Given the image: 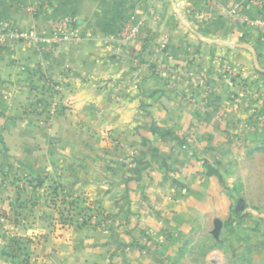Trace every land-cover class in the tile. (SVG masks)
I'll use <instances>...</instances> for the list:
<instances>
[{
  "label": "crops",
  "instance_id": "crops-1",
  "mask_svg": "<svg viewBox=\"0 0 264 264\" xmlns=\"http://www.w3.org/2000/svg\"><path fill=\"white\" fill-rule=\"evenodd\" d=\"M147 6L0 0V21L37 35L0 41L1 171L56 176L117 221L54 232L46 204L21 203L20 221L3 213L0 264H16L3 257L11 237L31 241L33 264H173L183 239L229 211L224 185H246L264 144V27L248 24L264 22V0H157L140 34L121 38ZM66 19L67 40L48 41ZM46 81L63 89L50 125L29 112ZM7 195L3 210L9 195L26 200Z\"/></svg>",
  "mask_w": 264,
  "mask_h": 264
},
{
  "label": "rangeland",
  "instance_id": "rangeland-1",
  "mask_svg": "<svg viewBox=\"0 0 264 264\" xmlns=\"http://www.w3.org/2000/svg\"><path fill=\"white\" fill-rule=\"evenodd\" d=\"M259 22L261 24L257 27H264V22ZM244 96L242 89L238 96L234 97L235 101L242 100ZM29 112L37 116L44 115L48 125L53 120L47 118L45 109L31 105ZM260 150L262 153L258 159H252L251 155L248 157V161L252 164L246 185L238 180L223 187L230 208L221 217L223 226L219 239H214L210 233L214 228L212 223L200 226L198 232L190 239L182 240L173 264H264V144ZM56 178V176L51 179L46 176L24 175L10 177V182L0 184V193H8V195L23 193L26 197V200L19 202L7 195L8 209L3 210L0 207V222L5 220L3 213H9L12 221H20L21 206L19 205L25 202L27 214L41 203L46 204L55 213V218L49 219L54 232L61 230L63 226L99 227L109 232L117 228L115 217L100 203L91 200L84 193L77 195L69 193ZM73 203L75 205L72 207ZM21 219V221L25 220L24 217ZM22 240L28 250L31 241ZM11 261L20 264V260ZM29 263L33 264L31 254Z\"/></svg>",
  "mask_w": 264,
  "mask_h": 264
},
{
  "label": "built area",
  "instance_id": "built-area-1",
  "mask_svg": "<svg viewBox=\"0 0 264 264\" xmlns=\"http://www.w3.org/2000/svg\"><path fill=\"white\" fill-rule=\"evenodd\" d=\"M148 2L147 10L145 15L141 17L136 24H131L128 26V29L121 35V38L132 39L137 37L140 34L141 29L145 26L146 20L148 17H155V4L157 0H144ZM72 21L70 19L57 21L54 23L52 33L48 37V41L54 43H60L61 41L67 40L66 31L70 28ZM251 27H257L261 24L259 21H250L248 23ZM12 37L16 40L19 39H36L37 35L35 33H22L13 27L7 21H0V41L6 37ZM37 40V39H36ZM44 40V39H43ZM135 65L139 64L138 59L134 60ZM63 89L60 84H55L49 81H46L42 87L36 88L33 90L31 95V105L45 109L47 118L49 120L54 119L59 114L60 104L62 100ZM1 140V137H0ZM3 172L0 168V183Z\"/></svg>",
  "mask_w": 264,
  "mask_h": 264
},
{
  "label": "trees",
  "instance_id": "trees-1",
  "mask_svg": "<svg viewBox=\"0 0 264 264\" xmlns=\"http://www.w3.org/2000/svg\"><path fill=\"white\" fill-rule=\"evenodd\" d=\"M9 179H10V177H8V175L3 173L1 182L3 184H6V183L10 182ZM38 181H39V184L42 183L40 181V179ZM13 182H12V184H13ZM2 183H0V184H2ZM73 205H75V204L73 203L72 207H73ZM11 206L12 205H10V207ZM20 206H22V205L20 204L19 207ZM15 222H17V221H15ZM23 244L24 243H23L22 239H15V238L8 239L7 240V244H6V246H5L4 250H3V257H5V259H7V260H20V264H30L29 263L30 253L28 252L26 247H24Z\"/></svg>",
  "mask_w": 264,
  "mask_h": 264
},
{
  "label": "water",
  "instance_id": "water-1",
  "mask_svg": "<svg viewBox=\"0 0 264 264\" xmlns=\"http://www.w3.org/2000/svg\"><path fill=\"white\" fill-rule=\"evenodd\" d=\"M245 47H247V46H245ZM250 50L253 52L252 49H250ZM256 67L258 68L257 64H256ZM222 226H223V224H222V222L220 220L217 219V220L214 221V230L212 231V236L214 237V239H216V240L219 239Z\"/></svg>",
  "mask_w": 264,
  "mask_h": 264
}]
</instances>
